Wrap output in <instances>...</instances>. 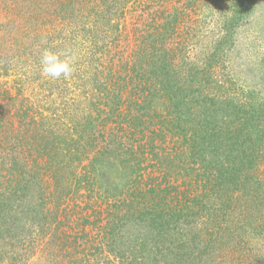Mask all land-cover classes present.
<instances>
[{
	"label": "trees",
	"instance_id": "trees-1",
	"mask_svg": "<svg viewBox=\"0 0 264 264\" xmlns=\"http://www.w3.org/2000/svg\"><path fill=\"white\" fill-rule=\"evenodd\" d=\"M31 1L24 16L33 27L42 16L47 37L32 47L69 51L75 72L45 79L40 56L17 54L21 22L12 49L0 44V264H264V97L230 88L221 67L250 0H230L226 35L201 42L184 30L211 0ZM137 4L162 10L130 37L122 20ZM177 134L186 177L171 204L144 161L173 156Z\"/></svg>",
	"mask_w": 264,
	"mask_h": 264
},
{
	"label": "rangeland",
	"instance_id": "rangeland-1",
	"mask_svg": "<svg viewBox=\"0 0 264 264\" xmlns=\"http://www.w3.org/2000/svg\"><path fill=\"white\" fill-rule=\"evenodd\" d=\"M29 1V0H26ZM25 0H4V4L0 5V37L2 38L1 45H5L10 49L8 45L11 43H6V39L9 38L14 33L10 32L13 31L14 27L17 26V23L22 24L21 27L25 28V30L28 29L30 32V35L25 34L21 36H17L16 39H12V44L15 47L14 49H18L17 54L19 51L22 54L28 53L29 55L34 56L37 59V62L39 61V57L41 55L40 51L32 47V44L38 45H44L43 42L45 38V26L42 24L41 18L37 19V26L33 27L34 20L29 23L30 21H27V16L24 15L31 11L32 9H35L36 5L33 4L34 1H31V9L27 7L29 3H26ZM50 1V0H48ZM146 1V0H144ZM143 1V2H144ZM46 2V1H45ZM142 2V1H141ZM182 3V1H181ZM139 4H137L138 6ZM233 3H231L230 0H211L210 2H204V6L202 8V11L199 13V16L196 18H192L188 21V26L185 28L184 32H186V35H188L190 38H196L204 40L203 37L211 35V37H218L220 35H226V32H223V26L222 18L223 13L227 12L228 7H232ZM29 8V10H25V8ZM151 8H147L146 13L143 14L142 7H133L131 6L130 9H128L126 13L125 20L123 19L122 22H124V25H126L127 32L130 31L129 35L135 36L136 30L134 27H136V22L145 21L146 23H149L150 19L152 20L156 18L159 14H156V11L153 10H162L160 6L152 5ZM247 10L248 15L246 16V20H241L237 24V26H233L232 28H228V31L232 32V37H230V42L225 45V49L227 50L226 55L224 57V62H222L221 67H223L224 71L222 73H229L232 74L233 77L239 82V84H236L233 81H227L224 82L225 84H229L230 88H234L230 83H233L234 85L240 86L241 89L248 88L251 92H254L253 100L259 98L261 99L264 97V0H250L247 3ZM51 12H48V15ZM222 13V14H221ZM41 15L44 17L48 16L41 12ZM222 15V16H221ZM46 19V18H45ZM24 25V26H23ZM49 27V26H48ZM32 29L37 30V35L34 36ZM197 30V31H195ZM195 31V32H194ZM209 33H208V32ZM35 33V34H36ZM32 34V35H31ZM26 44L27 46L21 47L23 44ZM32 43V44H31ZM126 43H129L127 40ZM35 46V47H37ZM1 47V46H0ZM12 49V48H11ZM199 48L194 47L191 51L190 57H197V55L200 54V51H197ZM123 50V49H122ZM126 52L132 51V48H129L126 46L124 49ZM203 51H201L202 54ZM66 53L69 55V51L66 50ZM9 54H13V51H11ZM16 55V53L14 54ZM35 59V61H36ZM32 60V59H31ZM4 61H1L0 64L3 65ZM6 70H9L13 73H17V70H15L14 67L7 66L5 68ZM31 69V68H29ZM41 69V68H40ZM32 76L35 74V70H32ZM42 73V71H41ZM43 76H45L42 73ZM16 76H12L11 80H15ZM46 79V76H45ZM34 81V80H32ZM30 80V82H32ZM37 81L36 85H40V83ZM219 83H215V86L217 87ZM33 82L31 83V86H36ZM244 86V87H243ZM262 96V97H261ZM33 99V98H32ZM41 100H45L44 98H41ZM154 107L157 109H161L162 104L159 101H155L153 103ZM155 111L152 110V114ZM169 124L172 126V119L170 120ZM162 130V129H161ZM172 132H168L164 134L165 136V146L171 147L172 145ZM162 136L155 137V145L156 147L160 146L163 141H160L159 138ZM174 143H173V156L169 152L162 153L161 150L156 149L151 154L147 155L146 160L144 161L146 166L151 165V168L147 167L148 171H152V176L158 177L159 181L163 180V177H166L164 181H166L165 189H169L171 192L165 199L166 202L172 204V183L173 185H180L182 181L185 180V173H178L176 171V167L180 164H177L178 160L175 159L174 156H176V153L178 151H175L176 147L180 149L181 145H184L183 140L181 139V136L177 134V136H174ZM148 142L150 140L148 139ZM177 142V143H176ZM176 143V144H175ZM175 144V145H174ZM185 148V145H184ZM172 149V148H171ZM168 151V149H167ZM178 154V153H177ZM177 164V165H176ZM185 167V166H184ZM100 170H103L106 174L113 175V177H116L115 175L118 174V171L115 168H111L108 166L100 167L98 168ZM150 175H144V180L147 181ZM125 178V179H124ZM130 176L126 175V177H119L116 181L119 183V187L121 188V185L128 179ZM104 179L102 178V181ZM162 194H165L163 192ZM86 200V199H85ZM87 201V200H86ZM80 212V210L78 211ZM84 214V212L82 213ZM122 251H129V248H126V245H123ZM112 259L113 257L110 256ZM147 264H154L152 262H148Z\"/></svg>",
	"mask_w": 264,
	"mask_h": 264
},
{
	"label": "clouds",
	"instance_id": "clouds-1",
	"mask_svg": "<svg viewBox=\"0 0 264 264\" xmlns=\"http://www.w3.org/2000/svg\"><path fill=\"white\" fill-rule=\"evenodd\" d=\"M75 57L66 52L44 48L40 55L42 73L53 80L69 79L75 72Z\"/></svg>",
	"mask_w": 264,
	"mask_h": 264
}]
</instances>
